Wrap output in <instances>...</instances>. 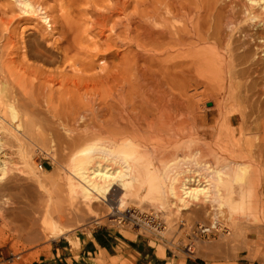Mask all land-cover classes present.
Segmentation results:
<instances>
[{"label":"bare ground","instance_id":"obj_1","mask_svg":"<svg viewBox=\"0 0 264 264\" xmlns=\"http://www.w3.org/2000/svg\"><path fill=\"white\" fill-rule=\"evenodd\" d=\"M12 4L49 27L58 7L62 26L52 41L31 31L14 47L27 67L47 75L24 93L4 76L14 61L1 49L8 43L1 35L0 154L6 141L14 142L20 166L0 162V184L16 176L26 181L14 198L0 200L14 251L68 239L86 224L117 226L126 216L151 242L170 240L181 214L200 206L211 221L198 233L216 232L222 243L193 233L189 254L216 263L247 252L264 264V0ZM83 23L99 30L91 45L104 54L98 66L77 69ZM36 105L45 112L29 108ZM208 116L211 126L201 129ZM46 133L59 149L73 145L51 176L35 167L21 141L37 146ZM255 149L262 171L249 159ZM253 183L262 185V200H251ZM72 243L75 249L78 241ZM154 249L164 257L162 245Z\"/></svg>","mask_w":264,"mask_h":264},{"label":"rangeland","instance_id":"obj_2","mask_svg":"<svg viewBox=\"0 0 264 264\" xmlns=\"http://www.w3.org/2000/svg\"><path fill=\"white\" fill-rule=\"evenodd\" d=\"M12 1L13 0H0V43L4 45V37L6 38V40H8L7 45L1 47V49H3L2 51L5 55L7 54L6 58L8 60L14 61L13 64H10L9 66H7V68H5L4 76L6 77V80L10 82V86H12L14 91L24 93L26 91H29L32 86H37L38 83H43L47 75H39V72L34 71L30 67H27L28 62H25L22 58L16 55L17 53L16 51H14V47L19 46L21 37H24L31 31L45 34L46 37L48 34V40L52 41V39H55L58 36V33L62 30V26L61 22L58 20V17L60 15L58 7L55 8L54 13L52 14L53 16H55V22H53V20L51 19V27H49V25L47 26L46 24L41 23L39 19L26 16L19 12L16 6L12 4ZM49 4L52 5L53 3L49 2ZM79 30L83 32L84 39L79 42L80 50L77 56L79 60L76 66L77 69L78 65L85 63H93V65L98 66L101 60V56L104 54V52H102V49L100 48L98 50H95L91 44L95 42L96 38L94 36H96L99 30H92L90 25L86 23L80 24ZM1 35L4 37H2ZM90 60H93V62H90ZM64 74H67L69 76L71 75L70 72H65ZM40 89L42 90V92H45V89ZM35 93H38V91H35ZM55 105L56 109L60 108L56 102L54 106ZM19 108L22 110L23 107L19 106ZM29 108L39 112H45V108L43 106L36 105ZM207 119L208 121L201 129H209V127L211 126L212 123L210 121V116H208ZM21 141L28 152H30L32 162L34 163L35 167L41 164L43 166V170L49 173L50 176L56 169H59L60 165H63L65 163L70 154L71 148L73 147V145L69 144L63 145L62 148L59 149L55 139L50 136L49 133L45 134L44 140L38 142L39 146L43 145L48 150H38V145L36 146L23 137ZM51 141L54 142L52 144L54 145L52 152H50L51 148H49L52 143ZM255 144H258V141H256ZM14 148V142H10L9 144V141H6L5 147L2 149V152L0 154V162H10L12 164H15V166H20L18 156L15 154ZM249 159L255 162V165H253V167H258L259 170L262 171V153L260 154L259 151H256L255 149ZM25 183L26 181L21 176L10 177L9 180L0 184V200L3 197L9 199L14 198L17 191L22 189ZM250 190L252 193L251 200H262V185H260L259 183H253ZM37 206L39 210L42 209V198L38 200ZM201 211L206 212L202 213ZM159 220H161V218H159ZM210 221V210H207L205 209V207L202 208L200 206L191 207L188 211H185L181 214L178 223L174 222L177 231L176 233L170 235V240L155 239L153 242H151L152 240L143 233L144 229L142 228L141 224L132 222L130 218L126 216L121 220L120 225L116 226V224H111L108 222L86 224L74 230L70 234V238L68 239L59 238L57 240H50L49 242L42 241L33 246H28L24 249H20L19 253L14 251L15 245L13 244L15 241L6 240V238L8 237L10 238L9 235L11 231L0 221V264H18L22 263L24 259L27 261L25 263L23 262L22 264H33L40 256L48 254L56 245L64 244L67 246L70 245L72 246V248H74L72 241H77V238L82 237L85 239L88 236H94V234L100 233H102L103 235L110 233L113 237L119 239L126 250L130 251L131 249L127 246L132 248H135L137 246L141 250L147 252L149 251V254L154 251L156 255L154 244H160L164 248V264H262V262L251 260L249 256H253L254 254L250 253L249 255L247 252L240 253L239 257L236 260H216V263L206 262L205 260L199 258L196 259L194 258V256L189 254L187 252V246L193 239V233L197 235L198 239L201 242H211L215 244L222 243V238L216 232L198 233V229L200 227L202 230L206 229L205 226H207ZM176 239L180 242L179 245L178 243L176 244ZM251 239L254 240V238ZM168 241L176 244L177 249L175 251L171 250L172 247L170 246V244H168ZM20 247L21 246H18V248ZM45 247H48V249L46 251H41ZM138 257L139 256L136 253L131 252L127 257V259H130V261H128L127 259H123L119 261V264H133L135 259H137ZM143 257L144 255L141 254L138 264H145L147 261L151 260V257H149L147 261Z\"/></svg>","mask_w":264,"mask_h":264},{"label":"crops","instance_id":"obj_3","mask_svg":"<svg viewBox=\"0 0 264 264\" xmlns=\"http://www.w3.org/2000/svg\"><path fill=\"white\" fill-rule=\"evenodd\" d=\"M77 241L76 249L70 245H56L48 254L40 256L33 264H97L100 257V260L108 263L112 258H119V261L127 259L131 252L136 253L139 257L143 254L146 261L151 257V260L145 264H164V259L157 257L154 251L149 254V251L141 250L137 246L135 248L127 246L131 251L126 250L119 239L110 233L94 234V236H88L85 239L80 237L77 238ZM139 257L133 264L139 263Z\"/></svg>","mask_w":264,"mask_h":264},{"label":"built area","instance_id":"obj_4","mask_svg":"<svg viewBox=\"0 0 264 264\" xmlns=\"http://www.w3.org/2000/svg\"><path fill=\"white\" fill-rule=\"evenodd\" d=\"M42 166H41V164L39 165V169L41 168Z\"/></svg>","mask_w":264,"mask_h":264}]
</instances>
